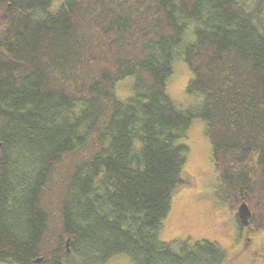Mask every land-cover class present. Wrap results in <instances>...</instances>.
<instances>
[{"label": "trees", "instance_id": "trees-1", "mask_svg": "<svg viewBox=\"0 0 264 264\" xmlns=\"http://www.w3.org/2000/svg\"><path fill=\"white\" fill-rule=\"evenodd\" d=\"M57 2L0 0V263L225 264L159 231L194 186V120L214 194L264 231V0ZM175 60L187 109L166 93Z\"/></svg>", "mask_w": 264, "mask_h": 264}, {"label": "rangeland", "instance_id": "rangeland-1", "mask_svg": "<svg viewBox=\"0 0 264 264\" xmlns=\"http://www.w3.org/2000/svg\"><path fill=\"white\" fill-rule=\"evenodd\" d=\"M54 1L55 7L59 0ZM190 77L187 66L175 60L173 74L166 84V93L180 109H187L195 103V99L185 95ZM128 88L129 83L123 84L119 87V93L123 95ZM204 129V122L194 120L186 138L179 143L188 147L184 171L194 178V186L183 188L172 197L170 210L161 224L159 239L166 243L188 241L191 245L200 240L212 241L227 253L228 261L225 264H251L249 253L252 250L264 254V231H247L248 225L238 227V212L230 210L214 194L218 186L217 176ZM248 238L250 243L247 242ZM106 264L132 263L124 256H117ZM257 264L264 262L259 261Z\"/></svg>", "mask_w": 264, "mask_h": 264}, {"label": "water", "instance_id": "water-1", "mask_svg": "<svg viewBox=\"0 0 264 264\" xmlns=\"http://www.w3.org/2000/svg\"><path fill=\"white\" fill-rule=\"evenodd\" d=\"M237 212H238L237 217L240 220L241 226L246 227L248 225L247 224V218L250 217V213L247 210V207L244 204H241L240 207L238 208ZM39 261L40 260H35L34 263L37 264V263H39Z\"/></svg>", "mask_w": 264, "mask_h": 264}, {"label": "flooded vegetation", "instance_id": "flooded-vegetation-1", "mask_svg": "<svg viewBox=\"0 0 264 264\" xmlns=\"http://www.w3.org/2000/svg\"><path fill=\"white\" fill-rule=\"evenodd\" d=\"M247 242L250 243V239H248ZM249 255H250L251 264H257V263H259V261L264 262V254L261 255L260 253L252 250L249 253Z\"/></svg>", "mask_w": 264, "mask_h": 264}]
</instances>
